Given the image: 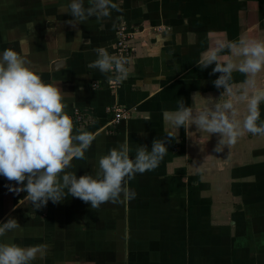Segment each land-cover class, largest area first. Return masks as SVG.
Returning a JSON list of instances; mask_svg holds the SVG:
<instances>
[{
  "label": "crops",
  "instance_id": "1",
  "mask_svg": "<svg viewBox=\"0 0 264 264\" xmlns=\"http://www.w3.org/2000/svg\"><path fill=\"white\" fill-rule=\"evenodd\" d=\"M69 2L0 0V54L17 51L45 82L59 84L68 114L78 108L92 119L75 126L96 134L85 158L68 169L77 177L95 175L100 156L126 137L134 158L141 145L150 150L153 140L176 135L164 109L183 101L197 114L231 99L213 83L220 75L212 72L215 65H197L201 54L220 42L264 40V0H113L121 12L76 27L67 23ZM123 24L143 33L128 77L111 87V73L88 65L98 47L113 54ZM245 79L234 71L233 89L242 92ZM255 79L264 88L261 75ZM113 105L128 114L110 124ZM236 107L240 120L245 103ZM220 140L194 124L181 126L165 141L159 166L128 180L135 199L98 209L72 196L36 209L26 192L9 191L17 185L0 176V223L13 217L21 225L0 242L46 245L47 254L32 264H264V135L244 132L228 146Z\"/></svg>",
  "mask_w": 264,
  "mask_h": 264
},
{
  "label": "clouds",
  "instance_id": "2",
  "mask_svg": "<svg viewBox=\"0 0 264 264\" xmlns=\"http://www.w3.org/2000/svg\"><path fill=\"white\" fill-rule=\"evenodd\" d=\"M113 10L122 11L120 4L113 0H88L87 7L85 0H70L66 13L72 19L67 23L76 27L93 16L108 18ZM95 52L96 59L89 63V68L105 74L115 73L118 83L128 77L126 60L110 54L104 47H98ZM225 52L242 59L236 63ZM212 64L215 65L212 72L220 73L213 81L215 87L222 88L231 99L201 109L197 114L183 101L174 110L164 109L163 119L176 129V135L169 132L166 139L153 140L150 150L141 145L134 158L130 156L126 137L118 148L100 156L95 175L85 173L77 177L68 169L74 159L85 158L96 134L76 130L59 84L45 82L24 56L11 47L5 48L0 54V176L17 185L9 184V191L26 192L24 199L36 209L49 200L54 204L62 202L66 196L98 209L102 204L134 200L136 192L129 188L128 180L159 166L168 152L165 141L174 139L181 126L188 129L194 124L209 136L221 137L219 143L227 146L235 144L244 132L264 135L261 115L264 88H257L255 79L258 74L264 79V40L242 38L220 42L204 51L197 63L201 69ZM234 71L246 77L242 92L232 87ZM112 79L109 77L110 82ZM241 102L245 103V111L242 119L237 120L236 105ZM216 150L220 151L218 147ZM20 226L15 218L9 217L0 223V237ZM46 254L44 244L21 246L0 242V264H32Z\"/></svg>",
  "mask_w": 264,
  "mask_h": 264
},
{
  "label": "built area",
  "instance_id": "3",
  "mask_svg": "<svg viewBox=\"0 0 264 264\" xmlns=\"http://www.w3.org/2000/svg\"><path fill=\"white\" fill-rule=\"evenodd\" d=\"M116 42L114 45V50L112 55H116L118 57L123 58L127 61L126 68H128V63L131 59V56L133 55L135 51V43L133 42V34L129 32L126 25H120L118 27V31H116ZM112 75V81H109V85L111 87H115L119 85L121 82H116L115 80V73H111ZM108 113H112V118L110 120V124H115L119 122L121 119L126 118L128 114V109H125L124 107L113 105L108 107L107 109ZM73 121L75 126L83 127L85 125H88L92 119L88 116L87 113L83 112L82 110L75 108L72 113L69 114Z\"/></svg>",
  "mask_w": 264,
  "mask_h": 264
},
{
  "label": "rangeland",
  "instance_id": "4",
  "mask_svg": "<svg viewBox=\"0 0 264 264\" xmlns=\"http://www.w3.org/2000/svg\"><path fill=\"white\" fill-rule=\"evenodd\" d=\"M128 30H129V32H131L132 34H133V38H132V40H133V42L135 43V45H134V47H136V44L138 43V39L140 38L139 36L143 33L142 31H139V33H138V31H136V30H131L129 27L127 28ZM116 31H118V28H117V30ZM117 34V33H116ZM140 34V35H139Z\"/></svg>",
  "mask_w": 264,
  "mask_h": 264
}]
</instances>
